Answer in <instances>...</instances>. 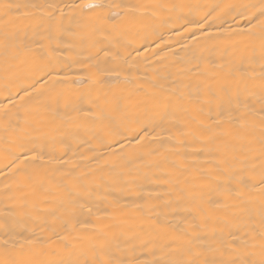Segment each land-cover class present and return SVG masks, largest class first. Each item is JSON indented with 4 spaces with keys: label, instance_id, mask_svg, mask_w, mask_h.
I'll list each match as a JSON object with an SVG mask.
<instances>
[{
    "label": "bare ground",
    "instance_id": "obj_1",
    "mask_svg": "<svg viewBox=\"0 0 264 264\" xmlns=\"http://www.w3.org/2000/svg\"><path fill=\"white\" fill-rule=\"evenodd\" d=\"M117 4L139 7H108ZM262 9L0 0V260L258 261ZM41 63L63 82L45 83ZM113 94L120 104H104Z\"/></svg>",
    "mask_w": 264,
    "mask_h": 264
},
{
    "label": "snow or ice",
    "instance_id": "obj_2",
    "mask_svg": "<svg viewBox=\"0 0 264 264\" xmlns=\"http://www.w3.org/2000/svg\"><path fill=\"white\" fill-rule=\"evenodd\" d=\"M77 7H82L83 9L86 10H92L95 8H103L105 7V5L103 4H97V3H85L82 5H78ZM108 7H115V8H123L125 9L127 12H131L133 10L138 9L139 6H129V5H109ZM5 8L7 9L8 6L5 5ZM19 6H17V10H18ZM7 14V12L5 13ZM260 17H264V9H262L260 11ZM249 23H251V20H249ZM257 23L259 24V26L264 29V19H258ZM256 25H253V28H255ZM57 69L54 66H50L49 64H38L36 66V72L39 74L40 78H45L47 77V79L45 80V83L48 82V80H51L54 84L55 83H62L63 81L58 80L55 76H53V73L56 72ZM262 78H264V74H262ZM37 83H39V80H37ZM27 94V93H26ZM21 99H23V97H21ZM9 104L14 105V101L11 100V98H8ZM121 102V97L113 94L112 97H108L107 95L104 96L103 98V103L104 104H112L114 106H118ZM101 103L100 99H97V104L99 105ZM0 108L3 109H7L8 105H0ZM7 114V112H5V115ZM137 135H139V133H137ZM148 133L145 132L144 136H140L139 139L143 140L145 138V136H147ZM261 144L264 145V139L261 140ZM264 150V149H262ZM204 154L207 155H212V150L211 149H206ZM22 163H28L27 160L22 161ZM238 241H232L229 242L227 249H231V244L235 243ZM0 244L3 245V247L5 249H8L9 247V243L7 240L4 241H0ZM245 246H250V247H256V245L253 244H247ZM211 251V249H209ZM253 253H249V255H252ZM259 255H260V259L258 261H252L249 260L247 262V264H264V229L261 230L260 233V242H259ZM0 264H24V262L11 258V259H7V260H0ZM100 264H119V262L114 261V260H109V261H105V260H101ZM153 264H161L160 261H155L153 262ZM167 264H216V262L214 260L211 259H205L204 261H200L198 258H194L191 260H177V261H168ZM223 264H244L243 261H237L235 259H230L227 261H224Z\"/></svg>",
    "mask_w": 264,
    "mask_h": 264
}]
</instances>
